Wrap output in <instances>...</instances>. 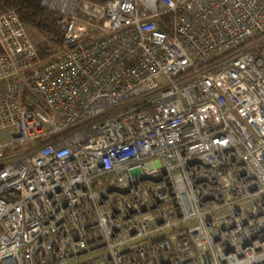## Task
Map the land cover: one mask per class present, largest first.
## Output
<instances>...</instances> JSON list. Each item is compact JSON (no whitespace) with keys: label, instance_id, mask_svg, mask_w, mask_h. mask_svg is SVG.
I'll use <instances>...</instances> for the list:
<instances>
[{"label":"built area","instance_id":"obj_1","mask_svg":"<svg viewBox=\"0 0 264 264\" xmlns=\"http://www.w3.org/2000/svg\"><path fill=\"white\" fill-rule=\"evenodd\" d=\"M40 3L44 58L0 13V264H264V0Z\"/></svg>","mask_w":264,"mask_h":264},{"label":"trees","instance_id":"obj_2","mask_svg":"<svg viewBox=\"0 0 264 264\" xmlns=\"http://www.w3.org/2000/svg\"><path fill=\"white\" fill-rule=\"evenodd\" d=\"M90 1L101 3L105 0ZM40 2L41 0H0V13L14 10L25 27H30L42 35L45 40L39 42L36 47L45 50L42 53L45 56L51 49L48 43L52 46L62 44L63 31L58 23L57 14L44 8ZM261 35H257L255 38H259Z\"/></svg>","mask_w":264,"mask_h":264},{"label":"rangeland","instance_id":"obj_3","mask_svg":"<svg viewBox=\"0 0 264 264\" xmlns=\"http://www.w3.org/2000/svg\"><path fill=\"white\" fill-rule=\"evenodd\" d=\"M26 30H27V33H28L31 41L35 45V47H36V45L39 42H42V41L45 40V38L42 35L38 34L34 29L26 26ZM260 39H264V35H262L260 37ZM48 45L51 46V49H49V51L46 50L47 51V54L45 56L53 53L59 47V46H52L50 43H48ZM36 49H37V52H38V57L39 58H44L45 56L42 55V53L45 52V50H40L38 47H36ZM8 139H9V136L7 134V130L0 131V140L3 141V142H6ZM23 149H24V147H20L17 150H14V151H12V150H6L5 151V156H10L13 153H17L19 151H22ZM194 224H195V221L194 220H191L187 225L192 226Z\"/></svg>","mask_w":264,"mask_h":264}]
</instances>
